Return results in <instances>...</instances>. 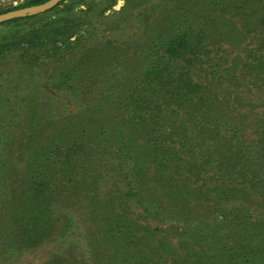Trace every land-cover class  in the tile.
I'll list each match as a JSON object with an SVG mask.
<instances>
[{
  "label": "rangeland",
  "instance_id": "1",
  "mask_svg": "<svg viewBox=\"0 0 264 264\" xmlns=\"http://www.w3.org/2000/svg\"><path fill=\"white\" fill-rule=\"evenodd\" d=\"M28 1L0 0V14ZM79 1L0 25V123L14 120L0 128L12 141L7 172L0 174V264H186L175 257L189 249L204 256L202 264H229L227 257L216 256L234 245L243 255L239 264H256L264 256L257 254L264 247V73L249 66L264 54V34L252 25L242 27L233 8L225 14L210 8L216 0H118L100 18L97 11L108 0ZM260 3L264 12V0ZM86 4L93 6L88 14ZM61 19H91L71 32V42L80 35L91 38L87 48L98 58L89 69L109 73L104 104L91 101L89 90L100 87L98 79L82 96L62 95L61 73L87 61V55L66 52L54 30ZM194 20L206 25L209 60L196 64L192 79L212 82L211 97L219 102L211 113L203 107L199 115L218 117L220 123L199 131L195 108L189 116L190 109L176 117L164 113L161 130L171 132L165 146L174 164L161 175L146 156L145 130L126 120L131 109L120 101L155 45ZM35 31L42 32L43 43L27 53L26 37ZM54 50L69 63L55 61ZM11 94L36 110L17 115L10 110L15 103L3 104ZM118 109L127 111L124 119L115 115ZM68 122L93 129L67 164L74 170L66 173L47 148L59 144L65 150L76 137L68 133ZM47 173L53 178L39 206L42 232L29 239L21 230L27 219L22 220L24 200L33 195L29 188L37 175Z\"/></svg>",
  "mask_w": 264,
  "mask_h": 264
},
{
  "label": "trees",
  "instance_id": "2",
  "mask_svg": "<svg viewBox=\"0 0 264 264\" xmlns=\"http://www.w3.org/2000/svg\"><path fill=\"white\" fill-rule=\"evenodd\" d=\"M46 1L48 0H29L25 4L10 10H6L3 13L25 7L40 5ZM67 1L68 0L62 1L50 11H53L59 8L61 5L66 4ZM117 1L118 0L106 1L105 5L99 11H97V18L102 17L105 10L112 8ZM262 1L263 0H216L214 3L213 1L210 2L209 5L210 8L213 9L215 7L224 14L228 13V11L233 8L232 10L236 12V15L243 23L242 27L249 28L252 25L253 27L255 26L259 28L260 32L264 34V12H261L260 3ZM73 2L79 3L80 1L73 0ZM86 6L87 10L83 12L88 14L93 10V6L91 4H86ZM65 7L68 9V5H65ZM40 15L42 14L11 20L0 25L24 21L39 17ZM54 22L57 23V27L54 30L59 32L58 35L61 36L62 42L65 44L66 52L69 49H72L74 51H82L87 55V61L82 63L79 62L80 64L74 66L73 70L66 69L65 72L61 73V77H63V83L61 84H64L65 86L62 87L63 90L61 92L64 91L62 95H64L66 98L73 97L75 94L82 96V93L80 92L86 93V89L90 88L88 84H91L98 79L101 83L100 87L97 89H95L96 87H91L89 90L90 95H93L94 97L91 99V101L97 102V104H104L107 101L106 98L103 97V91L107 86L109 73L102 71L103 69H89L91 65L95 64L98 58L91 53V48H87L91 38L84 39L83 36L80 35L76 37L73 42H71V32L76 30V28L80 26V23L86 26L90 25L91 19H89L88 23L78 19H61ZM42 35V32L35 31L31 32L26 37V42L29 48L27 53H30V51H33V49L42 45ZM207 42L208 35L206 33V25L203 22L197 20L190 22L188 21L184 26H180L171 37L164 41H159V44L155 45V47L148 53L146 62L147 65L141 71L140 76L136 80V84L133 87H127L123 94V99L120 101L121 103L123 102L121 105H125L126 109L127 107H130L129 109L131 110H128L129 112H127L125 110L118 109L119 113H115L116 116L124 119V114L127 112L128 115H132L131 117L126 116V120L128 122H133L136 125H142L146 136V156L151 158V161L156 167V171H158L161 175L164 169H167L169 166H171V164H174L172 160L168 159V155L172 156V154L168 153L169 148L165 146V138L166 136L171 135V132L167 135V133L165 134V132L163 133L161 130V120L164 113H166L167 116L176 117L177 112H185L190 109L186 114L189 116L190 111L195 108L196 112L193 116L195 117L194 123L196 124V127L199 126V131L203 128L210 131L211 128L218 127V124L220 123L218 117H211L205 114H202L203 117H200L199 113L202 112L203 107H205L207 111L211 113V106L219 102H217V98L211 97L210 91H212V82L206 85L196 82L192 79V74L194 72L191 73L196 64H203V61H205L204 59L209 60V52L207 51L206 47ZM72 45L73 47H71ZM51 54H53L52 57L57 58L55 61L62 60L64 63H69L65 60V58L58 54L57 50H54ZM70 56H73V53H70ZM235 60L236 62L234 63L236 65L237 58H235ZM256 61L257 63L255 65L249 66L250 69H253V71L256 70L257 74L264 73V54L258 57ZM105 63H107L108 66L110 65L109 61H106ZM105 68H108L106 64ZM198 71L200 70L198 69ZM55 87H60V85H56ZM12 96V94L7 96V98L3 100V104L6 105L11 102L15 103L16 106L10 110L16 112L17 115L26 108L30 111L36 110L34 105H30L28 108L29 105L27 104V99H20L17 95L14 97ZM4 97H6V95H1V99ZM90 109V107L87 108V114L90 113ZM35 116L43 119V117H40V115L36 114ZM35 118L37 119V117ZM1 120L2 119H0V122ZM13 121V119H10L8 124H13ZM0 124L1 129H5L8 126V124L4 121ZM35 124L36 122L33 120L30 123V127H34ZM68 125H70L72 128V131H68V133L73 135V132H75L74 135H76V137L70 138L68 143L64 144L65 150H62V147L58 144V140L57 142H54L55 145L58 144L55 146V149L54 147L47 148V154H49L51 151H54L53 156L50 158L53 159L55 163L57 161V166H59V168L60 165H62V170H64L66 173L67 170L70 171L71 169L75 168L74 165L71 169H68L67 164H70L71 161H73V157H75L76 153L81 149L80 147V149H78V146H83L82 143L84 142V139L89 136L87 131H91L93 129L89 123H82L81 126H79L80 124L75 125L73 122H68ZM5 133L6 131H0V174L7 172L6 150L8 146H11L10 143L12 142L10 135ZM137 176H135L136 180H138ZM52 178L53 176L49 173L44 174L42 177L37 175L33 185L29 188L33 195L26 197L24 200L26 205V215L24 216V214H22V220L25 218L27 219L25 223L21 225V230L23 235H26L29 237V239H35L39 237L42 232L38 224L40 223L39 211L41 209L39 206L46 198V194L48 192L47 185ZM212 192H215V190ZM116 229L118 230L119 227H116ZM132 245L133 243H131L130 239H128L125 245L127 247V251H129L128 254H131L132 252V249H130ZM239 249V245H234L233 247H230V249L223 247L216 258L227 257L229 264H239L238 260L243 256ZM258 249L259 250L257 251V254H262V252H264V247H258ZM262 258H264V256ZM262 258L260 257L259 260L257 259L258 261L256 264H262ZM176 260L177 262H186V264H189L188 262L191 261H194L195 264H202L204 263V256H198L196 252H193V250L189 249L183 254L178 253V256L176 255L175 257V262Z\"/></svg>",
  "mask_w": 264,
  "mask_h": 264
},
{
  "label": "water",
  "instance_id": "3",
  "mask_svg": "<svg viewBox=\"0 0 264 264\" xmlns=\"http://www.w3.org/2000/svg\"><path fill=\"white\" fill-rule=\"evenodd\" d=\"M64 0H48L40 5L25 7L0 14V24L11 20L26 18L27 16L42 14L50 11Z\"/></svg>",
  "mask_w": 264,
  "mask_h": 264
}]
</instances>
